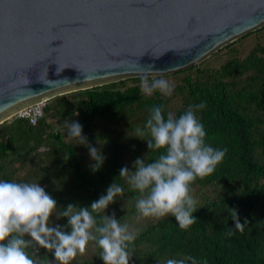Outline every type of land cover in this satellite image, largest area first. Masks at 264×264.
Listing matches in <instances>:
<instances>
[{
  "label": "trees",
  "instance_id": "16d2710c",
  "mask_svg": "<svg viewBox=\"0 0 264 264\" xmlns=\"http://www.w3.org/2000/svg\"><path fill=\"white\" fill-rule=\"evenodd\" d=\"M222 52L227 56L218 66L205 60L154 78L173 79L170 96L159 90L145 94L135 77L57 96L47 101L34 125L16 116L0 124V180L40 184L60 208L90 206L116 181L124 193L105 215L132 224L141 193L119 177L120 170L127 167L126 160L144 158L147 164L166 153L164 148L148 150L141 139L149 137H135L136 129L144 128L153 106L162 104L165 118L169 113L178 118L190 105L206 102L196 112L205 143L227 152L212 174L190 184L197 221L181 229L168 214L132 224L137 237L129 246V264H165L187 256L197 264H264V26L216 53ZM70 120L82 125L81 135L105 158L98 171L90 168L94 161L88 148L67 136ZM59 207L50 225L67 223L59 217ZM231 209L241 223L248 221L243 231L234 229ZM93 215L99 222L104 213ZM230 228L233 234L228 236ZM91 243L92 253L71 264H103L101 249ZM29 252L41 264L54 260L50 250L35 244Z\"/></svg>",
  "mask_w": 264,
  "mask_h": 264
},
{
  "label": "water",
  "instance_id": "95a60500",
  "mask_svg": "<svg viewBox=\"0 0 264 264\" xmlns=\"http://www.w3.org/2000/svg\"><path fill=\"white\" fill-rule=\"evenodd\" d=\"M264 0H0V124L57 96L197 66Z\"/></svg>",
  "mask_w": 264,
  "mask_h": 264
},
{
  "label": "clouds",
  "instance_id": "9594fccd",
  "mask_svg": "<svg viewBox=\"0 0 264 264\" xmlns=\"http://www.w3.org/2000/svg\"><path fill=\"white\" fill-rule=\"evenodd\" d=\"M141 90L151 95L156 90L170 96L173 86L163 78L149 82L147 74L140 77ZM206 107V102L190 105L178 118L169 113L163 115L164 106L149 109L150 115L144 128L136 129L135 137L147 142L148 150L166 149L151 163L137 158L130 170L124 167L119 177L126 178L133 190L141 197L135 200L138 217H163L171 214L181 229H187L197 220L193 216L196 201L190 195V184L197 178L212 174L223 160L227 149H214L205 143L206 132L196 112ZM67 136L78 138L79 144L88 148L94 161L90 168L98 171L104 162L100 149L88 143L82 136V125L67 122ZM124 188L114 181L106 195L100 196L90 206L80 207L68 204L64 208L37 183H17L0 180V264H41L29 249L35 245L50 250L54 260L49 264H70L78 253H84L89 242L101 249L103 264H129L132 252L130 244L137 237V230H130L128 224H121L112 216L105 215V209ZM59 207V217L66 218L63 226L49 224L54 210ZM104 213L99 222L93 213ZM234 229L243 231L245 220L240 222L237 210L231 209ZM232 228L227 232L233 234ZM165 264H197L192 256L181 259H167Z\"/></svg>",
  "mask_w": 264,
  "mask_h": 264
},
{
  "label": "rangeland",
  "instance_id": "374dc122",
  "mask_svg": "<svg viewBox=\"0 0 264 264\" xmlns=\"http://www.w3.org/2000/svg\"><path fill=\"white\" fill-rule=\"evenodd\" d=\"M219 51V50H218ZM217 51V52H218ZM246 51V50H245ZM227 55H226V52H222V53H215V55H211L210 57H208L207 59H205L209 64H212L213 66H218L219 64H221L222 62H223V60H224V58L226 57ZM204 60V61H205ZM152 79H154V78H152ZM173 80V79H172ZM171 79H167V81L171 84L173 81H172ZM133 160H131L130 162L129 161H127L126 160V164H127V168H129L130 170H132L133 168H132V165H133ZM120 201V200H119ZM121 202H122V200H121ZM148 218L149 217H147V218H145V217H140L139 219H137V218H132L131 219V222H132V224L133 225H135V224H140L142 221H146V220H148ZM130 223V222H129ZM128 223V224H129ZM132 224H129V226H131ZM92 251H93V244L91 243V242H89V244H88V246L86 247V249H85V251H84V253H82V254H80V253H78L77 254V256L75 257V259H77L78 257H80V256H82V255H84V256H86L87 254H89V253H92ZM74 260H72V261H70V264L73 262ZM56 264H58L57 262H56Z\"/></svg>",
  "mask_w": 264,
  "mask_h": 264
},
{
  "label": "built area",
  "instance_id": "2783aa9c",
  "mask_svg": "<svg viewBox=\"0 0 264 264\" xmlns=\"http://www.w3.org/2000/svg\"><path fill=\"white\" fill-rule=\"evenodd\" d=\"M47 101L37 103L20 111L16 117L26 119L31 125L36 124L44 115V109Z\"/></svg>",
  "mask_w": 264,
  "mask_h": 264
}]
</instances>
